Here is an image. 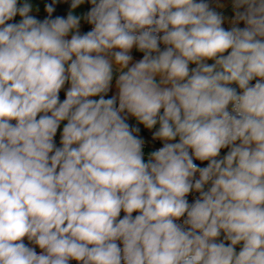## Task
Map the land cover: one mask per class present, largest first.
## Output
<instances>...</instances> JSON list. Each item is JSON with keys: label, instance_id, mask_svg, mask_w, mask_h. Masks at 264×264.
Masks as SVG:
<instances>
[{"label": "clouds", "instance_id": "1", "mask_svg": "<svg viewBox=\"0 0 264 264\" xmlns=\"http://www.w3.org/2000/svg\"><path fill=\"white\" fill-rule=\"evenodd\" d=\"M224 7L0 0V264H264V0Z\"/></svg>", "mask_w": 264, "mask_h": 264}, {"label": "crops", "instance_id": "2", "mask_svg": "<svg viewBox=\"0 0 264 264\" xmlns=\"http://www.w3.org/2000/svg\"><path fill=\"white\" fill-rule=\"evenodd\" d=\"M45 2H47V0H32V3L34 4V6H39V8H40V12L39 13H36L35 12V8H34L32 14L33 15H37L38 18L42 19L43 18V14H44V3ZM221 2L225 5V7L223 9H218V10L222 11L224 13V15L227 18L230 19L232 17V15H233L232 10H231V0H221ZM78 11L81 12V13L84 12V6H82ZM63 15H66V11H65V13ZM16 20L17 21L19 20L18 16L16 17ZM224 26L225 27H229V24H228L227 20H226ZM83 28H84V26H83ZM134 56H135L136 59H139L142 56V54L141 53H136L135 50H134ZM113 91H115L114 83H113ZM60 95H64V91L63 90L61 91ZM155 144H161V143L160 142H155ZM57 146H59V131H58V134H57ZM152 149H153L152 146H148V147H146L145 151L147 153V151H150ZM222 154H223V152H222ZM237 250H239V248Z\"/></svg>", "mask_w": 264, "mask_h": 264}, {"label": "water", "instance_id": "3", "mask_svg": "<svg viewBox=\"0 0 264 264\" xmlns=\"http://www.w3.org/2000/svg\"><path fill=\"white\" fill-rule=\"evenodd\" d=\"M89 7H90V6L86 3V4L84 5V11H86ZM66 9H67V5H60V6H58L57 13H55V14L63 15V14L65 13ZM55 14H54V15H55ZM46 15H47V13L44 12V14H43V18H44ZM84 30H85V31L88 30V26H87V25H84ZM60 96H61L62 99L64 98V95H60Z\"/></svg>", "mask_w": 264, "mask_h": 264}, {"label": "built area", "instance_id": "4", "mask_svg": "<svg viewBox=\"0 0 264 264\" xmlns=\"http://www.w3.org/2000/svg\"><path fill=\"white\" fill-rule=\"evenodd\" d=\"M56 142H57V137H56ZM151 146H152V148L153 147H159V146H161V144H154V145H151ZM197 163H199V162H197ZM193 198H194V196H190L189 200L191 201ZM72 264H75V262H72Z\"/></svg>", "mask_w": 264, "mask_h": 264}, {"label": "trees", "instance_id": "5", "mask_svg": "<svg viewBox=\"0 0 264 264\" xmlns=\"http://www.w3.org/2000/svg\"><path fill=\"white\" fill-rule=\"evenodd\" d=\"M243 25L241 24V27H242ZM62 99V98H61Z\"/></svg>", "mask_w": 264, "mask_h": 264}, {"label": "rangeland", "instance_id": "6", "mask_svg": "<svg viewBox=\"0 0 264 264\" xmlns=\"http://www.w3.org/2000/svg\"><path fill=\"white\" fill-rule=\"evenodd\" d=\"M27 243V241H25Z\"/></svg>", "mask_w": 264, "mask_h": 264}]
</instances>
